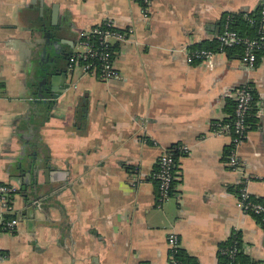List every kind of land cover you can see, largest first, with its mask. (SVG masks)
Masks as SVG:
<instances>
[{
    "label": "crops",
    "instance_id": "1",
    "mask_svg": "<svg viewBox=\"0 0 264 264\" xmlns=\"http://www.w3.org/2000/svg\"><path fill=\"white\" fill-rule=\"evenodd\" d=\"M262 4L152 0L145 19L131 0H0V183L38 196L41 207L33 223L21 217L14 233L0 235V264H167L170 233L198 264H218L219 246L234 232L242 255L264 264V229L237 206L241 174L224 164L230 137L212 125L230 117L227 101L239 85L253 86L256 124L238 156L250 195L264 203V56L253 68L227 51L186 61L190 47L214 40L225 14ZM106 20L134 31L115 44L120 80L67 63L82 50L79 34ZM43 24L64 28L72 70L52 104L32 95L39 66L52 58L42 53ZM177 144L188 152L157 205L151 174ZM13 208H24L21 193Z\"/></svg>",
    "mask_w": 264,
    "mask_h": 264
},
{
    "label": "built area",
    "instance_id": "2",
    "mask_svg": "<svg viewBox=\"0 0 264 264\" xmlns=\"http://www.w3.org/2000/svg\"><path fill=\"white\" fill-rule=\"evenodd\" d=\"M140 5L142 17H149V8L152 0H131ZM259 30L256 38L240 36L231 30L227 24L215 36L218 42L217 50L198 49L187 50L186 61L188 63L203 62L211 59L216 53H224L228 49L242 47V58L249 68H253L257 60V52L264 49V4L258 7ZM132 28L120 29L113 21L106 20L88 31L79 34L78 45L81 51H75L68 56L69 68L78 66L83 75H92L102 81L120 80L121 74L114 66V50L116 43L128 41L133 36ZM251 86L247 83L239 85L234 91L235 108L231 124L213 123V131L230 137L229 151L225 155L224 164L228 169L239 172L241 178L237 183V206L248 214L261 215L264 220V204L252 201V196L247 188L251 181L249 176L242 171V161L238 156V149L244 143L248 133L247 117L252 107ZM188 148L184 145L170 146L160 154L156 161V167L151 178L157 183V205L166 200L174 189L178 174V159L176 154L185 155ZM136 179L132 182L135 184ZM17 187L0 183V235L12 234L17 230L19 221L13 208V200L17 193ZM9 216V217H8ZM168 263L178 264L173 254L180 249V241L174 233L167 238ZM236 248L228 253L232 256ZM221 264V263H218ZM230 264V263H229Z\"/></svg>",
    "mask_w": 264,
    "mask_h": 264
},
{
    "label": "trees",
    "instance_id": "3",
    "mask_svg": "<svg viewBox=\"0 0 264 264\" xmlns=\"http://www.w3.org/2000/svg\"><path fill=\"white\" fill-rule=\"evenodd\" d=\"M139 4L141 6L143 5L140 1H139ZM225 24H227L231 30L236 31L240 36L256 38L258 36V30H259V13L258 12H254V13L239 12V13L225 14L220 21V25H221L220 31L224 28ZM218 45L219 44L217 40L214 39L210 42L204 41L197 45H194L190 47V50L191 51L198 50V49L217 50ZM115 49H116V46L114 45L113 50ZM235 52L243 55V48L236 47V48L227 50V53L229 54H233ZM261 56H264V49L257 52L256 63L259 61V58ZM250 86L252 88L251 94H252L253 100H252V107L246 119L247 124H248V128H247L248 131L255 128V124H256L255 115H256V102H257L255 90L252 85ZM226 106H227L226 109L228 113L230 114V117L221 123L231 124L233 120V113H234V108H235V100L234 99L228 100ZM228 151H229V148H227L226 152ZM180 156H183V155L176 154L177 159H179ZM233 191L237 192V188H235ZM252 201L264 204L261 199L256 200L252 197ZM252 216L255 218L257 223L264 229L263 216L254 215V214H252ZM234 248H236L237 251L231 256L228 252ZM173 256H174L173 257L174 260L178 264H198L197 261L192 256L184 252L182 248L178 249V251L175 254H173ZM217 256H218V262L221 264H229V263L230 264H254L252 263V261L248 260V258L242 255L241 238L238 232H234L226 242L220 244Z\"/></svg>",
    "mask_w": 264,
    "mask_h": 264
},
{
    "label": "water",
    "instance_id": "4",
    "mask_svg": "<svg viewBox=\"0 0 264 264\" xmlns=\"http://www.w3.org/2000/svg\"><path fill=\"white\" fill-rule=\"evenodd\" d=\"M43 30L42 39H43V49L42 53L47 57L52 54L45 64L40 65V81L37 83V90L32 95L36 96L34 102L36 103H49L52 104L59 97L61 93L69 89L70 83L66 82L67 78L72 75V70L67 69L65 66V60L67 57L66 52L62 48V33L64 28L60 25L52 26V28L46 29L45 25H41L38 31ZM47 52H49L47 54ZM25 175V174H24ZM24 175L20 178L22 182ZM30 178V174L28 175ZM37 182H34L32 187V194L37 192ZM23 193H22V192ZM22 194V199L24 203V208L19 213H16V218L20 222L21 217H28L31 220V223L34 221V211L35 208L40 207L39 197H32L29 192L26 190H20Z\"/></svg>",
    "mask_w": 264,
    "mask_h": 264
},
{
    "label": "flooded vegetation",
    "instance_id": "5",
    "mask_svg": "<svg viewBox=\"0 0 264 264\" xmlns=\"http://www.w3.org/2000/svg\"><path fill=\"white\" fill-rule=\"evenodd\" d=\"M17 189H18V188H17ZM19 193H20V189H18V190H17V193H16V195H18ZM16 195H15V196H16Z\"/></svg>",
    "mask_w": 264,
    "mask_h": 264
}]
</instances>
